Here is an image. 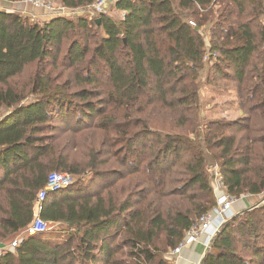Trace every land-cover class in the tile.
<instances>
[{"label":"trees","instance_id":"obj_1","mask_svg":"<svg viewBox=\"0 0 264 264\" xmlns=\"http://www.w3.org/2000/svg\"><path fill=\"white\" fill-rule=\"evenodd\" d=\"M113 6L119 18L0 10V245L29 226L50 172L76 178L41 203L50 228L0 264H170L215 205L203 146L231 195L264 192V0ZM202 71L243 117L202 122ZM202 264H264V204L227 220Z\"/></svg>","mask_w":264,"mask_h":264},{"label":"built area","instance_id":"obj_2","mask_svg":"<svg viewBox=\"0 0 264 264\" xmlns=\"http://www.w3.org/2000/svg\"><path fill=\"white\" fill-rule=\"evenodd\" d=\"M115 1L116 0H97L93 5L86 8L88 9L87 14L90 17H96L101 13H106V9L109 8V5L111 3L114 4ZM22 2L54 15L71 12V10L66 9L54 0H22ZM189 24L194 26L192 21H189ZM207 58L208 54L205 56V59ZM209 172L211 175V186L215 197V205L207 212L201 214L189 229L186 230L180 243L174 249H171L165 254L170 260L177 258L183 247L197 242L204 234L206 235L204 244L209 248L212 238L216 235L222 225L234 216L231 212L234 202L238 198L247 195L241 194L240 196H233L229 193L218 165L210 168ZM75 179V176L69 172L52 171L47 175L46 182L37 195L34 218L24 232L15 237L12 241L0 245V257L13 251L19 245L23 236L22 234L33 235L45 232L50 228V223L42 219L39 215L41 203L49 193L56 192L72 184ZM200 264H202V262Z\"/></svg>","mask_w":264,"mask_h":264},{"label":"rangeland","instance_id":"obj_3","mask_svg":"<svg viewBox=\"0 0 264 264\" xmlns=\"http://www.w3.org/2000/svg\"><path fill=\"white\" fill-rule=\"evenodd\" d=\"M88 9L80 8L71 12L66 13V16H74L85 14L87 15ZM106 13L114 18H119L121 13L114 10V6L111 3L109 8L106 9ZM69 16V17H70ZM208 39V38H207ZM206 39V42H207ZM200 115L203 122L204 119L211 120L213 118L236 119L243 117V113L238 109L234 103L235 94L232 91L218 90L206 86V71H202L200 79ZM39 97V94L28 95L26 100L28 102L35 101ZM7 114L6 110H0V120ZM204 117V119H202ZM210 154V153H209ZM212 156V154H210ZM213 158V157H212ZM213 161L214 158H213ZM217 165V164H216ZM209 172V168H207ZM210 174V172H209ZM51 229H58V225L51 226ZM24 237L25 234H22Z\"/></svg>","mask_w":264,"mask_h":264},{"label":"crops","instance_id":"obj_4","mask_svg":"<svg viewBox=\"0 0 264 264\" xmlns=\"http://www.w3.org/2000/svg\"><path fill=\"white\" fill-rule=\"evenodd\" d=\"M0 10L20 12L23 15L33 17L39 21H47L54 15L45 10L25 4L22 1L8 2L0 0ZM261 204H264V192L257 195L247 194L244 197L238 198L234 202L231 212L235 215ZM205 238L206 235L204 234L197 242L183 247L179 256L170 260V264H200L207 250V247L204 244Z\"/></svg>","mask_w":264,"mask_h":264},{"label":"water","instance_id":"obj_5","mask_svg":"<svg viewBox=\"0 0 264 264\" xmlns=\"http://www.w3.org/2000/svg\"><path fill=\"white\" fill-rule=\"evenodd\" d=\"M96 22H99V19L98 18L96 19ZM203 149H204V153H205V163H206V167L210 169V168L216 166V162L213 161L212 156L206 150L205 146H203Z\"/></svg>","mask_w":264,"mask_h":264}]
</instances>
